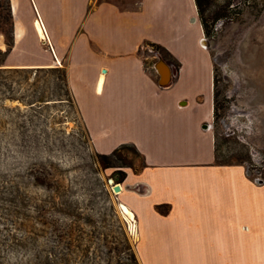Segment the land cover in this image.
Masks as SVG:
<instances>
[{"label": "rangeland", "instance_id": "obj_1", "mask_svg": "<svg viewBox=\"0 0 264 264\" xmlns=\"http://www.w3.org/2000/svg\"><path fill=\"white\" fill-rule=\"evenodd\" d=\"M204 4L210 28L204 38L221 106L213 122L216 162L242 165L251 180L263 183L264 0ZM18 14L24 38H14L4 61L0 54V264H143L134 219L122 215L121 197L107 180L115 174L119 178L128 168L125 162L138 166L140 159L128 152L127 160L103 163L69 90L66 59L58 60L51 44L36 35L33 13ZM5 49L0 33V52ZM139 51L155 69V48L143 43ZM185 57L190 65L189 55ZM39 63L50 66L20 67ZM189 65L177 91L193 95L201 90L207 108L209 67L198 64L196 78ZM236 212L239 223L250 218L238 208ZM252 233L231 238L218 252V261L241 264L236 249L241 243L257 245ZM145 249L141 252L147 264L167 254Z\"/></svg>", "mask_w": 264, "mask_h": 264}, {"label": "crops", "instance_id": "obj_2", "mask_svg": "<svg viewBox=\"0 0 264 264\" xmlns=\"http://www.w3.org/2000/svg\"><path fill=\"white\" fill-rule=\"evenodd\" d=\"M129 2L10 0L13 35L16 41L24 38L18 13H33V25L42 24L54 56L66 59L69 87L94 150L109 154L132 144L143 155L139 172L124 169L118 193L119 204L134 214L143 264L142 246L167 253L155 264H221L218 252L231 238L252 232L257 245L241 243L236 249L241 264H264V182L251 180L242 165L216 162L213 60L195 0ZM143 43L160 44L178 63L170 86L158 85V72L140 55ZM201 63L209 67L207 108L201 90L177 91L188 65L198 78ZM29 66L50 64L20 65ZM138 182L147 185V193L124 188ZM237 208L250 218L239 223Z\"/></svg>", "mask_w": 264, "mask_h": 264}, {"label": "trees", "instance_id": "obj_3", "mask_svg": "<svg viewBox=\"0 0 264 264\" xmlns=\"http://www.w3.org/2000/svg\"><path fill=\"white\" fill-rule=\"evenodd\" d=\"M204 3H205V0H195L197 12H198V15H199L202 27H203L204 35L207 36L210 33V28H209L208 19L204 16V11H205ZM13 32H14L13 14L11 11L10 0H0V33L4 34L5 42H6V49L4 50V52H0L3 61L5 60L6 56L8 55V53L13 47V41H14ZM149 44L152 45L155 48L156 52L168 62V60L163 55V54L167 56L169 55L167 51L165 50V48H163L160 44H157V43H149ZM172 63L175 66V68H178L177 62L172 61ZM216 82H217L216 74L213 68V122H215L219 118V110L221 107L219 102L217 101ZM68 86H69V83H68ZM69 90H70V87H69ZM128 152H131V153L133 152L135 155H137L140 159V163L138 166H136V165H132L130 163L125 162L126 166L131 168L133 172L135 173L139 172L145 165L144 157L142 154L139 153V151L132 144H121L117 146L115 149H113L109 154H100V153H97V154L99 158L103 160V163L106 164L105 163L106 160H109L110 158L127 160ZM216 160H217V157H216ZM104 166L106 167L107 165H104ZM121 174L122 176H121V179H119V181L123 180L125 176V172L122 171ZM156 209L162 213L168 212V209L164 208V205H156Z\"/></svg>", "mask_w": 264, "mask_h": 264}, {"label": "water", "instance_id": "obj_4", "mask_svg": "<svg viewBox=\"0 0 264 264\" xmlns=\"http://www.w3.org/2000/svg\"><path fill=\"white\" fill-rule=\"evenodd\" d=\"M157 57L158 59L154 63V68L159 74L158 85L160 87H168L171 85L173 81V78L175 75V69L161 55L157 54ZM209 126H210L209 123L204 124V128H207ZM107 180L109 183L112 184V189L115 192L119 193L122 190L121 181H119L116 174L112 178L110 177ZM257 182H260V181H257ZM145 187H147V185L143 182H138L135 185L127 184L124 186L125 189L135 191L140 194L147 193V191H145ZM119 207H120V204H119ZM120 211L122 215L124 216L121 208H120Z\"/></svg>", "mask_w": 264, "mask_h": 264}, {"label": "bare ground", "instance_id": "obj_5", "mask_svg": "<svg viewBox=\"0 0 264 264\" xmlns=\"http://www.w3.org/2000/svg\"><path fill=\"white\" fill-rule=\"evenodd\" d=\"M34 26H35V30H36V33L38 34V36L40 37V38H45V39H47V37H46V34H45V30H44V28H43V26H42V24L39 22V21H36L35 20V22H34ZM44 42H45V40H44ZM101 77V76H100ZM101 80V79H100ZM98 82H99V80H98ZM102 85V84H101ZM99 86V85H98ZM100 89V88H99ZM98 90V89H97ZM100 91V90H99ZM98 91V92H99ZM119 208H121V210H122V212H123V214L129 219V220H133L134 219V214H133V212H132V210L127 206V205H125L124 203H120V207ZM131 226H133V224H131Z\"/></svg>", "mask_w": 264, "mask_h": 264}, {"label": "flooded vegetation", "instance_id": "obj_6", "mask_svg": "<svg viewBox=\"0 0 264 264\" xmlns=\"http://www.w3.org/2000/svg\"><path fill=\"white\" fill-rule=\"evenodd\" d=\"M170 64V63H169ZM171 65V64H170ZM172 66V65H171ZM122 174L120 173V177L118 179H121Z\"/></svg>", "mask_w": 264, "mask_h": 264}]
</instances>
